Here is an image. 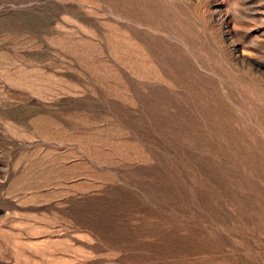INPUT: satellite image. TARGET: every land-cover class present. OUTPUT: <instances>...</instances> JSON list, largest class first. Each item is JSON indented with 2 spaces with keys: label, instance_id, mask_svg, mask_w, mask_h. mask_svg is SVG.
<instances>
[{
  "label": "rangeland",
  "instance_id": "1",
  "mask_svg": "<svg viewBox=\"0 0 264 264\" xmlns=\"http://www.w3.org/2000/svg\"><path fill=\"white\" fill-rule=\"evenodd\" d=\"M0 264H264V0H0Z\"/></svg>",
  "mask_w": 264,
  "mask_h": 264
}]
</instances>
